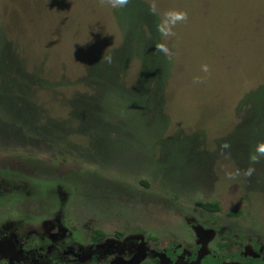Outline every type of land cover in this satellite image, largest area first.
<instances>
[{"label": "rangeland", "instance_id": "rangeland-1", "mask_svg": "<svg viewBox=\"0 0 264 264\" xmlns=\"http://www.w3.org/2000/svg\"><path fill=\"white\" fill-rule=\"evenodd\" d=\"M169 11L186 18L162 35ZM157 33L163 81V68L140 77L134 57ZM2 46L12 69L0 71V231L145 222L171 239L215 202L219 220L264 243V100L253 97L264 88V0H0ZM107 55L113 77L86 78ZM14 252L0 240V255Z\"/></svg>", "mask_w": 264, "mask_h": 264}, {"label": "flooded vegetation", "instance_id": "flooded-vegetation-1", "mask_svg": "<svg viewBox=\"0 0 264 264\" xmlns=\"http://www.w3.org/2000/svg\"><path fill=\"white\" fill-rule=\"evenodd\" d=\"M200 204V212L171 228V239L163 235L162 226L149 227L145 222L112 232L106 230V223L91 227L83 222L88 226L84 235L77 229L80 222L55 218L45 227L48 234L21 238L0 231V240L7 241L16 254L0 255V264H29L25 261L30 255L45 257L50 264L57 257L60 264H264L263 242L247 239L237 227L219 220V206L208 210Z\"/></svg>", "mask_w": 264, "mask_h": 264}, {"label": "trees", "instance_id": "trees-1", "mask_svg": "<svg viewBox=\"0 0 264 264\" xmlns=\"http://www.w3.org/2000/svg\"><path fill=\"white\" fill-rule=\"evenodd\" d=\"M159 34L157 33V35L154 37V44L152 46V50L148 53H146V50L144 49V47L141 49L140 45H138L137 48V52H138V56H134L137 57L140 62L142 58V63H141V69H140V77H150L152 78H157L158 72H160V69L163 68V70L165 71L164 76L161 75L163 78L161 79L162 81L164 80V78L168 77V65L169 63L166 61L164 62L165 58L162 57L161 51L159 50ZM157 49V52H155V50ZM136 53V52H135ZM154 54H159V59H160V64L157 63H151L152 61V56ZM140 55V56H139ZM109 56V55H107ZM9 61H11V58L9 56V54L6 52V49L4 48V46L0 47V71H4L3 73L7 74L10 73V67H5L4 63H7ZM128 60H126L127 62ZM151 63V64H150ZM161 66V67H160ZM5 67V68H4ZM10 69V70H9ZM114 69H116V64L113 65L112 60L110 59V62H106L104 59L99 58L96 61H90L88 66H87V70H86V78H89L91 80L94 81H100L102 79H107V78H111L113 77V72ZM122 72V70L120 71ZM121 74V73H120ZM119 74V75H120ZM10 75H5L4 80H7V78ZM6 88H2L1 91H3L2 93L6 94ZM253 97L258 100L260 102H263L264 100V88L261 86L259 90H257L256 92H253ZM9 95V94H8ZM6 94V96H8ZM248 96V95H247ZM7 97L3 98L1 101H3L2 106L4 105V103H8V98ZM10 99V98H9ZM249 99H251L249 97ZM263 104V103H262ZM1 107V106H0ZM263 107V105H262ZM263 109V108H262ZM201 207L208 209V210H217L218 204L215 202H208V203H202L200 204Z\"/></svg>", "mask_w": 264, "mask_h": 264}, {"label": "clouds", "instance_id": "clouds-1", "mask_svg": "<svg viewBox=\"0 0 264 264\" xmlns=\"http://www.w3.org/2000/svg\"><path fill=\"white\" fill-rule=\"evenodd\" d=\"M109 2H110L111 7L115 9V8L123 7L128 2V0H109ZM164 15H165L164 26L158 28V30L161 31L162 35H170V30H166V29L170 25L175 24L177 21H181V20H184L186 18V14L182 11H169V12H166ZM158 47H159V50L163 54H165V55L168 54V49L166 47H164L163 45H160ZM110 59H111L110 56L104 57V60L106 62H110ZM201 70L206 72L207 66L202 65ZM225 147H226V145H225ZM255 151L257 153L264 154V143L257 145ZM251 172H252V169L248 168L244 171L243 174L247 176V175H250ZM229 175H231V174H229Z\"/></svg>", "mask_w": 264, "mask_h": 264}]
</instances>
